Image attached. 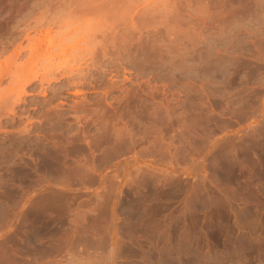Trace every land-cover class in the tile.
<instances>
[{
    "label": "rangeland",
    "instance_id": "obj_1",
    "mask_svg": "<svg viewBox=\"0 0 264 264\" xmlns=\"http://www.w3.org/2000/svg\"><path fill=\"white\" fill-rule=\"evenodd\" d=\"M0 11V264H264V0Z\"/></svg>",
    "mask_w": 264,
    "mask_h": 264
},
{
    "label": "bare ground",
    "instance_id": "obj_2",
    "mask_svg": "<svg viewBox=\"0 0 264 264\" xmlns=\"http://www.w3.org/2000/svg\"><path fill=\"white\" fill-rule=\"evenodd\" d=\"M63 4H64V2H63ZM67 4H68V3H67ZM87 4H88V3H87ZM68 5H69V4H68ZM68 5H67V6H68ZM80 5H82V4H80ZM90 6H91V5H90ZM62 7H64V5H63ZM84 7H85V9L83 8V10L81 9V11H80V9H79L78 12H77V11H72V13H70V14L68 13V10H66L67 12H66V14H64V15H65V17H66V15H67V13H68L69 17L74 18L72 15H77V16L79 15V17H80V15H85V16H86V15L89 14V11H90V12L93 11L92 14H93V13H95V15L97 14L95 18H96V19H98V18L100 19V20L98 21V22H99L98 26H99L100 23H101L100 21H102V19H105V18H106V17H105V16H106V13H105V12H104L105 16L102 17V11H104L105 8H104V6H103V4H102L101 1H100V2H96V4H94V7H93V5H92L91 8H92L93 10H92L89 6H87V7L84 6ZM88 7H89L90 9H89ZM64 8H66V7H64ZM75 8H76V7H75ZM77 8H78V7H77ZM77 8H76V9H77ZM60 9H61V8H60ZM60 9H59V10H60ZM64 10H65V9H64ZM73 10H74V9H73ZM70 11H71V9H70ZM0 12H1V11H0ZM58 12L60 13V11H58ZM76 12H77V13H76ZM63 13H64V12H63ZM86 13H87V14H86ZM1 14H2V13H1ZM3 14H6V13H3ZM92 14H90V15H92ZM68 15H67V16H68ZM93 15H94V14H93ZM98 16H99V17H98ZM59 17H60V16H59ZM83 17H84V16H83ZM97 17H98V18H97ZM101 17H102V18H101ZM104 17H105V18H104ZM69 19H71V18H69ZM76 19H77V18H76ZM78 19H80V21H81V20H83L84 18H83V19L78 18ZM85 19L88 20V18H85ZM62 20H63V19H62ZM86 20H85L84 22H86ZM67 21H69V20L67 19ZM70 21H71V20H70ZM70 21H69V22H70ZM77 21H78V20H77ZM90 21H91V20H90ZM63 22H64V21H63ZM103 22H104V21H103ZM103 22H102V23H103ZM60 23H61V21H60ZM64 23H65V22H64ZM75 23H76V22H75ZM86 23L89 25V22H86ZM86 23H85V24H86ZM102 23H101V24H102ZM69 24H70V23H69ZM72 24H73V23H72ZM86 26H87V25H86ZM89 26H90V25H89ZM102 26H103V25H102ZM99 27H100V26H99ZM88 28H89V27H88ZM90 29H91V28H90ZM97 31H98V30H97ZM99 31H100V29H99ZM101 31H102V30H101ZM100 43H101V42H100ZM82 54H83V53H82ZM82 54H80V55H82ZM17 55H18V53H17ZM85 55H86V54H85ZM83 56H84V55H83ZM83 56H82V57H83ZM83 58H84V57H83ZM11 59H12V58L9 59V62H10V63L12 62V64H13V61H10ZM81 59H82V58H81ZM12 60H14V59H12ZM9 62H7V63H9ZM10 63H9V65H10ZM7 67H8V64H7ZM10 67H11V65H10ZM8 68H9V67H8ZM8 68H7V71L10 72L11 70L8 69ZM60 68H61L60 66H57V67H55V70H56V71H59ZM55 70H54L53 67H49V66H48V68H46V69L44 70V72H43V76L46 77V76H48V74H51V73L55 72ZM5 72H6V71H5ZM8 72H7V73H8ZM11 72H12V71H11ZM11 72H10V73H11ZM30 72H31V70H30ZM72 72H73V68H70V72H69L68 74H70V73H72ZM5 74H6V73H5ZM13 74H14V73L12 72V75H13ZM2 76H5V75L2 74ZM37 77H38L37 73H36V74L34 73V74H32L31 79H32V80H33V79L35 80V79H37ZM46 78H47V77H46ZM46 78H43V81H44ZM20 80H22L21 82L24 81L23 79H20ZM47 80H48V79H47ZM55 80H57V79H55ZM30 81H31L30 78H29V79H26L25 82H23V83H21L20 81H18V83L20 82V83H19V86L16 85V86H18V87H16V86L14 85L16 88H12V89H11L12 92H11V96H10V98H15V101L17 100V102H18V101L20 100V98H22L23 95H29V93L27 92L25 86L28 85ZM18 83H17V84H18ZM78 92H79V91H77V93H78ZM44 94H45V93H44ZM44 94H43V95H44ZM13 100H14V99H13ZM11 101H12V100H11ZM15 101H14L13 104H16ZM9 102H10V100H9L7 103H9ZM18 103H19V102H18ZM13 104H12V105H13ZM12 107H13V106H12ZM11 112H12V109H11Z\"/></svg>",
    "mask_w": 264,
    "mask_h": 264
}]
</instances>
